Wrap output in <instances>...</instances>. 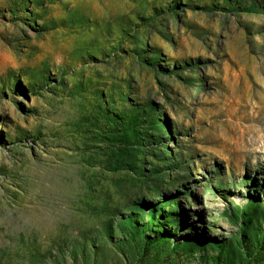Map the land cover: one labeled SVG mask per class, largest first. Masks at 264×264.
Here are the masks:
<instances>
[{"label":"rangeland","instance_id":"rangeland-1","mask_svg":"<svg viewBox=\"0 0 264 264\" xmlns=\"http://www.w3.org/2000/svg\"><path fill=\"white\" fill-rule=\"evenodd\" d=\"M0 264H264V0H0Z\"/></svg>","mask_w":264,"mask_h":264},{"label":"bare ground","instance_id":"bare-ground-1","mask_svg":"<svg viewBox=\"0 0 264 264\" xmlns=\"http://www.w3.org/2000/svg\"><path fill=\"white\" fill-rule=\"evenodd\" d=\"M252 142H253L252 140H249V141L247 142L248 144L245 143L244 145L247 146V148H248V147L250 148V146L253 144ZM249 144H250V145H249Z\"/></svg>","mask_w":264,"mask_h":264}]
</instances>
